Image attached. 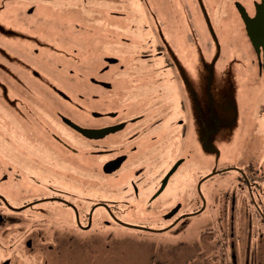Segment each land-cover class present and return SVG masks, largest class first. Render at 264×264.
Wrapping results in <instances>:
<instances>
[{
  "label": "flooded vegetation",
  "instance_id": "1",
  "mask_svg": "<svg viewBox=\"0 0 264 264\" xmlns=\"http://www.w3.org/2000/svg\"><path fill=\"white\" fill-rule=\"evenodd\" d=\"M70 1L68 11L87 12L83 33H97L96 40H103L110 30H124L129 38L119 41L129 45L107 42L102 52L86 59L91 67L66 70L67 62L60 61L51 64L50 72H40L51 54L47 47L37 48L11 33L13 66H6L4 52L10 49L0 41V264H114L117 236L126 246L140 241L146 264H264V143L255 139L254 150L248 151V134L258 126L255 103L248 100L252 107L243 112L242 139L230 140L231 160L211 170L196 163L200 172L180 173L187 164L183 154L190 115L179 90L182 83L172 81L176 61L168 58L160 32L151 20L141 22L138 2L136 17L112 20L113 14L124 15L106 8L117 0ZM232 3L237 31L244 37L240 41L248 47L243 51L235 44L245 69L239 72V61L234 62L237 79L246 86L248 99H260L264 0H249V7L238 0ZM32 10L14 13L28 35L32 31L26 17ZM63 41L42 45L54 46L60 59ZM136 41L140 44L134 45ZM201 45L210 47L208 41ZM119 46L139 47L144 67L141 76L128 78L131 84L114 89L105 77L124 79L119 73H139L140 68L136 61L126 63L115 50ZM160 65L162 70L171 68V78L150 72ZM71 74L85 85L89 81L111 90V102L121 105L89 109L88 118L73 120L57 104L67 103L76 111L81 110L80 101L99 96L70 86ZM9 80L15 81L10 93ZM38 80L51 99L44 92L40 98ZM31 109L47 116L39 123L29 119L28 132L26 114L37 119L27 112ZM259 113L264 114V107ZM177 135L182 138L177 155L166 162L164 145Z\"/></svg>",
  "mask_w": 264,
  "mask_h": 264
},
{
  "label": "rangeland",
  "instance_id": "2",
  "mask_svg": "<svg viewBox=\"0 0 264 264\" xmlns=\"http://www.w3.org/2000/svg\"><path fill=\"white\" fill-rule=\"evenodd\" d=\"M118 3L106 4L108 9L117 13H124L123 16L117 14L112 15V20L118 18L136 17L139 5L145 9L146 16L139 13L142 23L147 24L148 19L153 22L155 30L160 32L161 40L165 46L169 59H174L176 63L172 69L175 78L182 83L179 90L183 94L184 105L186 113L189 116V128L187 133V144L185 146L183 157L186 160L185 165L181 167L180 173L186 175L200 172L198 169L199 163L209 170L211 168L221 165L220 161H229L230 157V140L237 142L244 136V128L242 129V119H245L244 110L250 106V102L257 106L253 116L257 117V129L255 133L248 134L251 139L248 141V151L252 152L255 148V139L260 141V145L264 143V114L259 113V108L264 107V92L261 98L248 99L246 86L242 81L238 80L239 72L244 71L243 64L239 61V55L234 50L243 51L248 48L244 42L240 41L244 38L238 30L235 22V7L233 0H117ZM245 7H249V0H238ZM138 2V6H136ZM143 2V3H142ZM70 4V0H0V41L3 45H8L10 49L14 40L10 39V34L18 36L19 39L30 41L32 46L40 48L47 47L46 52H51L46 61L40 65V72H50L51 64L56 62H67L66 70H78L80 68L91 67L88 65L86 59L93 55L92 52H102L107 46V42L114 44H125L119 39L122 36L128 37L127 31H112L106 32L105 39L96 40L99 34L83 33L86 22H84L86 11L73 8V11L65 9L66 4ZM30 8L27 18V23L31 28L30 35H28L20 24L16 21V11L26 12ZM137 8V9H136ZM126 12L131 15L126 16ZM138 16V17H139ZM105 19V18H100ZM110 19V16L108 17ZM147 20V21H146ZM129 21H131L129 19ZM235 22V24H234ZM64 24L66 27L64 28ZM207 24V27H206ZM81 28V29H80ZM142 29V28H140ZM136 33L139 30H135ZM145 30H142L144 33ZM15 32V33H14ZM112 36V38L110 37ZM53 39L64 40L63 50L59 59L54 54V46L44 44V41H53ZM96 40V41H95ZM205 41L209 43L210 47L203 49L202 43ZM131 42V41H129ZM140 41L134 42V45H139ZM126 45H129L126 43ZM10 46V47H9ZM119 46L115 49L116 52L120 50V55L126 63L140 65L138 72H128L123 75L125 78L113 79V76L105 77V80L111 81L114 89L123 88L126 84L132 83L131 76L142 75L143 61L139 60L140 48H129L126 50ZM90 51H87L86 49ZM107 47L106 50L108 51ZM111 49V48H110ZM112 50V49H111ZM10 50L4 52L6 58V66H13V58L10 56ZM6 53V54H5ZM130 55V56H127ZM118 56V55H117ZM137 56V57H136ZM34 57L37 58L36 54ZM194 58H197L194 62ZM239 61V72L237 65L234 62ZM162 65L152 68V71H159L164 74L165 80L171 78V68ZM238 72V73H237ZM173 75V74H172ZM162 76V77H163ZM70 86H77L78 88H85L88 95L99 96L98 99L92 98L85 102H79L81 110H72L70 106L57 104L58 107L63 108L65 114L70 116L75 121L88 118L87 113L89 109L110 110L118 109L119 104L111 102V95H107L111 90H101L86 81V85L82 83L81 78L75 74H71ZM138 79V78H137ZM31 81H35L31 79ZM169 82V81H168ZM63 86V83L59 80ZM38 85L42 84L38 80ZM15 85L14 80L7 81V91L10 93ZM36 85V89L40 90V98L43 92L46 98L51 99L48 90ZM124 85V86H123ZM161 85V84H159ZM66 87H69L65 85ZM88 87V88H87ZM81 88V89H82ZM264 90V85H263ZM113 91V90H112ZM0 93V102H1ZM108 103H107V102ZM111 102V103H110ZM25 123L27 124L28 132L32 130L30 120L39 123L43 121V117L47 116L43 111L37 110L35 113L32 109L27 111ZM35 113V114H34ZM256 123V124H257ZM256 126V125H255ZM242 129V130H241ZM179 135L170 137L164 145V160L170 162L176 157L178 146L180 144ZM199 165V166H200ZM201 166V167H202ZM116 253L114 254V264H146V254L142 243L138 241L136 245H127L121 243V239L117 236ZM136 243V240H132ZM124 242V241H122ZM121 243V244H120ZM127 243V242H125Z\"/></svg>",
  "mask_w": 264,
  "mask_h": 264
},
{
  "label": "water",
  "instance_id": "3",
  "mask_svg": "<svg viewBox=\"0 0 264 264\" xmlns=\"http://www.w3.org/2000/svg\"><path fill=\"white\" fill-rule=\"evenodd\" d=\"M247 26H248V25H247ZM250 28H251V27L248 26V29H247V30H249ZM252 44H253L254 47L258 48L257 45L254 44L253 40H252ZM262 47H263V46H262ZM263 51H264V49H263ZM263 69H264V54H263ZM176 166H177V165H175V166L170 170V171H171L170 173H173V172H174V169H175Z\"/></svg>",
  "mask_w": 264,
  "mask_h": 264
}]
</instances>
